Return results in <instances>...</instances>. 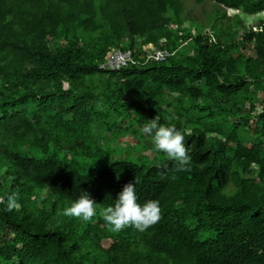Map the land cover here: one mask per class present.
<instances>
[{"label": "trees", "instance_id": "1", "mask_svg": "<svg viewBox=\"0 0 264 264\" xmlns=\"http://www.w3.org/2000/svg\"><path fill=\"white\" fill-rule=\"evenodd\" d=\"M194 1L207 20L185 0H0V264H264V0ZM113 47L137 62L101 67ZM156 116L187 170L139 132ZM123 125L143 145H111ZM128 182L159 202L143 232L100 215ZM84 192L96 216H65Z\"/></svg>", "mask_w": 264, "mask_h": 264}, {"label": "clouds", "instance_id": "2", "mask_svg": "<svg viewBox=\"0 0 264 264\" xmlns=\"http://www.w3.org/2000/svg\"><path fill=\"white\" fill-rule=\"evenodd\" d=\"M238 11L234 10L233 12L238 13ZM141 47L146 52L145 59L163 60L170 54L168 50L161 47L157 48L152 43L142 44ZM118 52L126 55L127 60L125 64L112 67L109 62L115 58ZM159 54H163V56L158 58ZM136 62L134 50L113 47L108 51L100 66L108 69H119L124 65ZM139 132L150 137L156 151L165 153L169 160L175 162L177 171L187 170L191 157L185 147V136L174 125L164 126L160 123L159 117L156 116L145 123ZM13 206L14 202L9 203L8 210H11ZM96 214L95 201L87 192H84L64 209L65 216L82 218L83 220H91ZM100 215L113 231L133 227L143 232L160 219V206L156 200H147L143 204L139 203L135 184L128 182L117 194L115 203L105 206Z\"/></svg>", "mask_w": 264, "mask_h": 264}, {"label": "rangeland", "instance_id": "3", "mask_svg": "<svg viewBox=\"0 0 264 264\" xmlns=\"http://www.w3.org/2000/svg\"><path fill=\"white\" fill-rule=\"evenodd\" d=\"M186 4H187V9L189 11H191L192 15H196L198 17V20H202L205 21L207 20V17L205 16V12L209 11L212 12L213 11V3L211 1H207L201 5H198L195 3L194 0H185ZM232 10H228V13H232ZM261 15H264V13L262 12ZM252 20V18H250ZM211 28L209 27L208 30H210ZM123 129H125V132H116L114 134L108 133L106 132L105 134L113 141L111 143V145L115 146L118 143H122L123 145H127L129 144L130 146H134V147H139L141 145H143L144 143V139L140 138L138 136L135 135V133L131 130L128 129L126 125L122 126ZM119 130V128H118ZM98 136V135H97ZM99 139V137H98ZM101 140V139H100ZM104 147H107L108 145L106 143H104L102 141ZM150 155L153 154V152L151 153L150 151H148Z\"/></svg>", "mask_w": 264, "mask_h": 264}, {"label": "built area", "instance_id": "4", "mask_svg": "<svg viewBox=\"0 0 264 264\" xmlns=\"http://www.w3.org/2000/svg\"><path fill=\"white\" fill-rule=\"evenodd\" d=\"M162 56H163V54H159L158 58L162 57ZM126 60H127L126 55L121 54L120 52H118L116 54L115 58L109 62V64L112 67H115V66H118V65H121V64H125Z\"/></svg>", "mask_w": 264, "mask_h": 264}]
</instances>
